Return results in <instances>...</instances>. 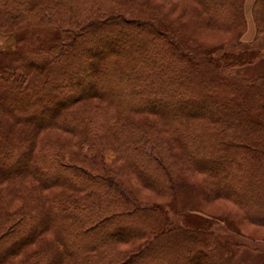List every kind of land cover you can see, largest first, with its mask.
I'll return each instance as SVG.
<instances>
[{
	"label": "trees",
	"instance_id": "trees-1",
	"mask_svg": "<svg viewBox=\"0 0 264 264\" xmlns=\"http://www.w3.org/2000/svg\"><path fill=\"white\" fill-rule=\"evenodd\" d=\"M197 1L213 27L243 23L245 0ZM102 4L112 8L107 0H0V28L16 30L18 38L13 51L0 50V183L10 184L0 197L19 190L29 175L40 186L65 187L48 199L23 188L26 206L0 226V264L49 230L57 242L24 264H240L241 243L222 241L190 213L198 196H217L264 224V74L236 70L264 53L217 54L220 47L182 36L174 20ZM87 10L91 22L82 26ZM253 10L259 38L264 0H255ZM92 48L93 56H84ZM93 95L157 120L132 125L123 111L74 107ZM81 126L73 152L61 142L35 152L38 132L77 133ZM120 160L145 186L168 196L167 204L142 202L113 167ZM182 164L210 179L190 184L176 168ZM121 243L129 248L117 250Z\"/></svg>",
	"mask_w": 264,
	"mask_h": 264
},
{
	"label": "rangeland",
	"instance_id": "rangeland-1",
	"mask_svg": "<svg viewBox=\"0 0 264 264\" xmlns=\"http://www.w3.org/2000/svg\"><path fill=\"white\" fill-rule=\"evenodd\" d=\"M112 8L106 9L105 4L103 8L106 10H126L130 6L140 7L145 13H151L157 16L161 20H165L170 23V19L174 20V23L181 30L182 36H190L196 42V44L206 47H220L218 48L217 54L223 53L225 50L239 49H256L264 53V36L257 35V24L255 21V15L253 5L255 0H245L243 11L244 17L239 27H213L207 24L202 17L208 18L207 11L200 5L197 0H107ZM106 12H102L104 14ZM89 10L85 11L82 16V26L87 25L91 22L88 18ZM97 18H95L96 20ZM242 32L240 38L237 34ZM189 38V39H190ZM234 40H241L240 43H234ZM111 42L113 49L120 50L117 46V42ZM18 46V38L16 30L5 31L0 28V50L2 51H13ZM102 50H107L109 46H101ZM104 48V49H103ZM225 49V50H224ZM97 50L92 48L87 50L84 56H93L90 53ZM87 61L97 62L94 57H88ZM239 70L240 73L246 77H257L264 74V58L255 64L242 67ZM80 72H75L70 76V80L76 81L79 77ZM94 96V95H93ZM76 97V96H75ZM73 97L72 99H74ZM76 99V98H75ZM80 99V98H79ZM63 102H68V99H62ZM103 107L109 110V113L119 115L123 110L119 107L112 106L108 102L94 96L86 100L75 104V108L80 107ZM124 115L128 116V122L132 125L146 122V119L157 120V116L154 114H137L127 111H123ZM82 126L78 128L76 132L65 131L61 128L47 129L38 132L35 136L34 150L36 153L40 149L46 146H52L57 142L68 143L71 147V152L76 149L78 143H80L79 133ZM177 152L178 149L175 148ZM180 152V150H179ZM114 168H117L121 172V178L130 185L134 190L135 194L142 202H163L167 204L168 196L162 197V195L145 186L141 180L132 172V166L126 161H118L114 164ZM176 168L180 170L184 178L195 186L204 184L205 179H210L206 172H201L192 165L182 164ZM39 182L29 175L22 183L19 190L13 189L9 192L12 194H3L0 197V226L9 220L11 224L16 219V213L26 206L28 197L27 192L23 189L34 190L37 195L42 198H50L58 194H63L65 187L54 186L46 188L40 186ZM6 183H0V188L5 187ZM7 186H10L7 185ZM12 187V186H11ZM25 191V192H24ZM28 191V190H27ZM14 194V195H13ZM198 198V206L190 213L194 217H197L208 229H211L217 233L220 239L224 242L234 241L240 242L241 248L237 255V262L240 264H264V224H257L248 221L243 210L232 200L223 197H211L209 199ZM141 202V203H142ZM143 204V203H142ZM173 215V214H172ZM173 217L179 222L183 223L185 218L182 216ZM230 228H234L244 232L247 237L238 235L230 231ZM56 243L55 233L48 231L39 236L34 242L29 243L25 246L22 252L13 255L3 264H24L26 260L31 256L38 253V251L45 247L46 244ZM117 250L128 249L129 245L125 243L116 244Z\"/></svg>",
	"mask_w": 264,
	"mask_h": 264
},
{
	"label": "crops",
	"instance_id": "crops-1",
	"mask_svg": "<svg viewBox=\"0 0 264 264\" xmlns=\"http://www.w3.org/2000/svg\"><path fill=\"white\" fill-rule=\"evenodd\" d=\"M249 1V0H248Z\"/></svg>",
	"mask_w": 264,
	"mask_h": 264
}]
</instances>
